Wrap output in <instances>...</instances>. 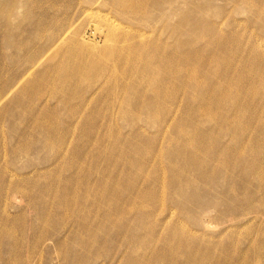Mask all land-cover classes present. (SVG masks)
I'll list each match as a JSON object with an SVG mask.
<instances>
[{
    "label": "rangeland",
    "instance_id": "obj_1",
    "mask_svg": "<svg viewBox=\"0 0 264 264\" xmlns=\"http://www.w3.org/2000/svg\"><path fill=\"white\" fill-rule=\"evenodd\" d=\"M113 1L0 0V264H264V0ZM103 15L181 52L196 86L161 88L152 52L135 75L125 49L65 82Z\"/></svg>",
    "mask_w": 264,
    "mask_h": 264
},
{
    "label": "bare ground",
    "instance_id": "obj_2",
    "mask_svg": "<svg viewBox=\"0 0 264 264\" xmlns=\"http://www.w3.org/2000/svg\"><path fill=\"white\" fill-rule=\"evenodd\" d=\"M168 3H170V6L171 7H165L164 5V9H163V12L161 13L163 15V13H172L174 12L175 13V9H174V5L177 4V0H166ZM242 2H246V0H241ZM259 1V0H257ZM154 3V2H153ZM152 3V4H153ZM113 4L116 6V8L118 9H123L124 13H128L130 12V15L131 13H134V15H141V16H145L147 15V1L146 0H114L113 1ZM190 4V3H189ZM192 5V4H191ZM190 7H192L194 9V6L192 5ZM249 7L252 8L251 4H248ZM160 6V5H159ZM167 6V5H166ZM177 6V5H176ZM175 6V7H176ZM188 4L186 5V8H187ZM162 7V6H161ZM160 8V7H159ZM189 8V7H188ZM191 8V9H192ZM117 9V10H118ZM196 9V7H195ZM92 12V11H91ZM181 13V12H180ZM252 13V12H251ZM105 14V13H104ZM259 14V13H258ZM95 15V14H94ZM100 15V14H99ZM181 15V14H180ZM184 15V14H183ZM132 16V15H131ZM98 17V14L97 16ZM103 17V18H102ZM101 18L103 20V22L105 23V32H104V39H103V42H104V45H103V48H102V51L100 52L98 49L96 48H93V47H87V46H84V47H78V46H75L76 44L73 45V47H70L69 49H67V53L69 55H71L74 59L71 61V63L69 64L68 62V65L69 67L67 68V66H63L61 67L62 69V78L63 80L66 81H69V79L72 80V77H77V76H80L82 74V72L85 70V69H93L95 66H98L102 61V59L104 57H106L107 55L109 56H112L114 57V55L116 54L118 57H123L121 55V50H126V56L127 55L129 57H127L129 60L132 61V64L130 65V68L131 70L133 71V73H136L139 71L138 68L136 67L135 63L138 62L137 60L140 59L139 56L142 55V54H145L146 52H152V54H150L149 56V60L148 59H145L144 60V68H147L149 69L150 71H153V75L154 77L158 75L156 74H160V76H163V78L160 80H158V83L161 82L160 84V87L161 88H167L169 87L168 84H170V77L174 76L172 73L173 71H175L178 75L182 76L181 79L183 80H180L182 81L184 84L183 85H186L189 89L193 86H196V82L194 81L195 80V75H193L195 72H196V69L194 70L193 68L191 69V73H186L185 71L182 70V68L180 67H177L176 65L179 64V63H183L185 61V58H183L181 55V52H177L176 50H174L173 54H169L168 57L165 56L164 54L161 53V50L158 46L154 45V46H150V47H147V46H143V34H139L137 32V36L135 37H131V36H128L127 33H125L124 30H122L121 32L118 31V30H121V26H117L116 25V22L114 23L113 22V19L111 21L108 20V18L103 15ZM109 17V16H108ZM137 17V16H135ZM182 17V15H181ZM180 17V18H181ZM194 17V16H193ZM111 18V17H110ZM134 18V16H133ZM184 18V16H183ZM182 18V19H183ZM151 19V18H150ZM160 19V18H159ZM181 19V20H182ZM135 20V19H134ZM148 20V19H147ZM178 20V19H177ZM176 20V21H177ZM115 21V20H114ZM118 23V22H117ZM120 23V22H119ZM104 25V24H102ZM194 26V25H193ZM123 27V26H122ZM165 27V26H164ZM168 27V26H167ZM97 28L99 30H101L102 28H100V26H97ZM119 28V29H118ZM180 29L181 28V24L179 23L178 25L176 24L175 28H174V32H177V29ZM178 29V30H179ZM134 32V30H133ZM136 32V31H135ZM142 33V32H141ZM61 38L58 37L56 40H54L53 44L51 45V47L55 46L56 44H58L60 42ZM119 40V42H118ZM118 43V44H117ZM142 44V46H140V48L137 49V46ZM93 45V44H91ZM145 45V44H144ZM163 46V45H162ZM190 46H192V42L191 41H186V42H180L179 44H177V50H180L179 48L182 49V52L184 51L189 57V60H194L196 54H197V50L191 48ZM95 47V46H94ZM78 48H80L78 50ZM50 49V48H49ZM47 49V50H49ZM125 53V52H124ZM162 54V55H161ZM175 55H178V56H175ZM109 59V58H108ZM114 59V58H113ZM112 59V60H113ZM125 59V58H124ZM110 61V60H109ZM202 64H204L203 62L205 60H201ZM195 62V60H194ZM116 63V62H115ZM67 68V69H66ZM111 68V66H110ZM69 70V71H68ZM107 70V69H106ZM108 71V70H107ZM149 72V71H148ZM147 72V73H148ZM26 73V72H25ZM24 73V74H25ZM28 73V72H27ZM147 73H145L147 75ZM150 73V72H149ZM152 73V72H151ZM23 74V75H24ZM65 74H68L69 76L66 77ZM139 74V72H138ZM137 74V75H138ZM152 75V74H150ZM152 75V77H153ZM159 76V77H160ZM139 77V76H138ZM141 77V76H140ZM139 77V78H140ZM205 77V80L204 82L206 83L207 80H206V77L207 76H204ZM68 78V79H66ZM142 78V77H141ZM150 78V77H149ZM148 79V78H147ZM152 79V78H151ZM157 78H155L156 80ZM165 79V80H164ZM21 80V79H20ZM153 81L154 84L156 81ZM144 81V80H143ZM142 81V82H143ZM169 81V82H168ZM18 82V81H17ZM141 82V80H140ZM148 82V81H147ZM152 82V83H153ZM149 83V82H148ZM16 84V83H15ZM142 84V83H140ZM151 83H149L148 85H150ZM138 86V85H137ZM136 86V87H137ZM139 87V86H138ZM137 87V88H138ZM172 87V86H171ZM13 88V86L11 87V89ZM146 88V87H145ZM151 88V87H150ZM93 89V88H91ZM173 89V88H172ZM131 90V89H130ZM211 91L208 92L206 95V99L207 100H210V99H215L216 98V94L214 92V90L211 88L210 89ZM149 92V91H148ZM125 93V92H124ZM172 93V92H171ZM171 93H170V96H171ZM6 94V93H5ZM149 94V93H148ZM221 95V93H219ZM128 95V94H127ZM169 95V93H167V96ZM218 95V94H217ZM125 98V96H124ZM123 98V99H124ZM129 97H127L128 99ZM126 99V98H125ZM129 101V100H128ZM205 101V100H204ZM126 102V101H125ZM128 104V103H127ZM126 104V105H127ZM87 105V104H86ZM132 105V104H131ZM85 106V105H84ZM79 115V113H78ZM206 116V115H205ZM209 117V116H208ZM238 124V123H237ZM72 130V128H71ZM187 131V130H185ZM184 131V132H185ZM188 132V131H187ZM179 135H183L182 132H178ZM186 133V132H185ZM187 134V133H186ZM176 135H178L176 133ZM179 137V136H178ZM183 137H186V136H183ZM189 142L186 141L184 143H177V145H179V150L178 152H180L182 154V157L184 159H188L189 162H192V161H196L197 160V153L200 151L197 149H193L194 148V145L192 143V138H189ZM172 144V143H171ZM170 144V145H171ZM192 148V149H191ZM191 149V150H189ZM25 152V151H24ZM142 153V152H141ZM203 159L199 160L198 164H203ZM197 164V162H196ZM189 165V164H188ZM187 166V165H186ZM202 167V165H201ZM197 168V166L195 167ZM194 168V170H195ZM208 168V167H206ZM171 170V169H170ZM189 170V168H188ZM192 169V171H194ZM190 171V172H192ZM249 171V170H248ZM184 172V171H182ZM188 173V172H187ZM197 174V173H196ZM198 175V174H197ZM200 175H203V173H199V176ZM179 177V176H178ZM177 177V178H178ZM196 177V176H195ZM183 178V176H182ZM186 178V177H185ZM197 178V177H196ZM176 179V178H175ZM188 179V178H186ZM177 180V179H176ZM180 181V179H179ZM180 191V190H179ZM14 195V194H13ZM16 195V194H15ZM16 197V196H15ZM197 199V198H196Z\"/></svg>",
    "mask_w": 264,
    "mask_h": 264
}]
</instances>
